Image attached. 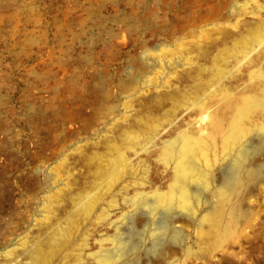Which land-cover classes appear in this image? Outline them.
<instances>
[{
	"label": "rangeland",
	"instance_id": "374dc122",
	"mask_svg": "<svg viewBox=\"0 0 264 264\" xmlns=\"http://www.w3.org/2000/svg\"><path fill=\"white\" fill-rule=\"evenodd\" d=\"M263 29L264 0H0V264H25L51 228L69 227L87 192L93 210L75 217L48 264H97L99 242L131 220L143 236L131 234L137 248L117 264H264V148L251 160L260 176L218 199L222 216L197 226L176 211L177 242L150 250L158 217L127 203L166 190L163 141L205 132L219 112L229 119L225 97H264V49L251 38ZM117 153L120 178L107 186L100 172ZM213 154L223 157L219 145ZM220 161L211 205L229 159ZM235 202L238 219L222 235L215 219L228 222Z\"/></svg>",
	"mask_w": 264,
	"mask_h": 264
},
{
	"label": "bare ground",
	"instance_id": "6f19581e",
	"mask_svg": "<svg viewBox=\"0 0 264 264\" xmlns=\"http://www.w3.org/2000/svg\"><path fill=\"white\" fill-rule=\"evenodd\" d=\"M251 38L255 40L257 46L264 49V29L252 33ZM222 72L223 70L220 73ZM225 98L226 103L229 105L228 111L231 113L229 119H226L223 112H221L222 114L219 112V114L212 116L208 127L202 130L205 132L196 133L192 131L185 133L180 131L177 135L161 143L158 160L165 168L170 167L171 170L170 177L167 179L166 190L155 189L150 193H139L127 201L132 208L145 209L147 213L145 215L148 218L158 217L157 222L154 224L155 228L149 233V236L153 239V246L150 250H156V247L166 238L172 242L179 240L181 232L170 227L176 211L179 214L182 213L192 219L194 218V220L196 219L197 226H199L205 219L218 216L217 214L221 213L222 210L219 208L221 205L217 203H220V201L223 203L228 198H236L245 185L255 181L261 174V165H253L251 161L255 155L261 156L264 148V119L261 122V116L264 118V97L261 96V90L243 95L235 100H231V97ZM199 108L203 109V106H199ZM252 132L255 133L257 138L255 143L249 138ZM129 138L134 139V134H131ZM218 145L223 153L221 158H217L213 154ZM227 159H229V163L225 166L226 171L212 192V197L220 201L215 200L216 204L211 205L205 196V192L210 191L213 184L212 165L220 160L223 162ZM124 161L122 154L117 153L110 160L108 169L101 171L102 173L100 172V174H103L102 182H105L107 186H111L113 182L119 179L120 175L118 174L120 173L117 174V170L124 164ZM242 168L250 169L251 179L242 186H233L231 177L235 176ZM221 188L224 190L219 191ZM79 197L80 195L72 204L73 211L71 210L72 214L70 216L72 219L68 220L69 227L65 228L59 225L51 228L52 230L49 228L51 231L42 242L36 243L31 249L26 247L27 250L24 253L25 264H48L51 255L68 243L66 238L71 226L74 224L75 217L82 213L90 214L98 199L96 194L90 196V192H87L83 197ZM205 205L207 206L203 215L200 213V209ZM230 209L228 222L223 223L220 221V217L215 219L222 235L230 231V224L234 223L239 216L236 202ZM131 216L128 215L126 219H131ZM219 216L222 215L219 214ZM131 222L128 223L132 226ZM119 226L116 225L114 228L115 234L111 239H104L99 242V251L92 255L97 264H117L121 259H126L129 254L134 253L136 250L137 244L132 241L131 234L133 233L135 236L142 238L143 233L134 232L133 227L129 225L127 226L128 229L126 228L128 232L125 233ZM104 243H109V248L105 249L103 247ZM43 244L48 250L44 253H42ZM78 261H80L79 258Z\"/></svg>",
	"mask_w": 264,
	"mask_h": 264
},
{
	"label": "clouds",
	"instance_id": "9594fccd",
	"mask_svg": "<svg viewBox=\"0 0 264 264\" xmlns=\"http://www.w3.org/2000/svg\"><path fill=\"white\" fill-rule=\"evenodd\" d=\"M250 179V169L242 168L235 176L231 177V183L233 186H242L246 181ZM223 190V188L219 189V191Z\"/></svg>",
	"mask_w": 264,
	"mask_h": 264
}]
</instances>
